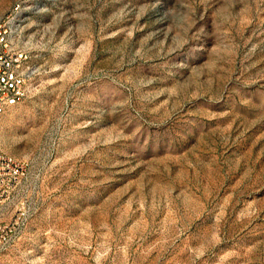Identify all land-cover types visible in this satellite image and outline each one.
I'll list each match as a JSON object with an SVG mask.
<instances>
[{
  "label": "rangeland",
  "instance_id": "obj_1",
  "mask_svg": "<svg viewBox=\"0 0 264 264\" xmlns=\"http://www.w3.org/2000/svg\"><path fill=\"white\" fill-rule=\"evenodd\" d=\"M27 56L0 264H264V0H0Z\"/></svg>",
  "mask_w": 264,
  "mask_h": 264
},
{
  "label": "built area",
  "instance_id": "obj_2",
  "mask_svg": "<svg viewBox=\"0 0 264 264\" xmlns=\"http://www.w3.org/2000/svg\"><path fill=\"white\" fill-rule=\"evenodd\" d=\"M11 17L0 21V117L27 96V56L14 51L8 39ZM22 168L11 157L0 153V199L19 181Z\"/></svg>",
  "mask_w": 264,
  "mask_h": 264
}]
</instances>
